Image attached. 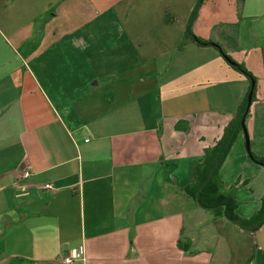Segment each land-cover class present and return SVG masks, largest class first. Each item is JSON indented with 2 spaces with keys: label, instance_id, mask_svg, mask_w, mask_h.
<instances>
[{
  "label": "crops",
  "instance_id": "obj_1",
  "mask_svg": "<svg viewBox=\"0 0 264 264\" xmlns=\"http://www.w3.org/2000/svg\"><path fill=\"white\" fill-rule=\"evenodd\" d=\"M194 3L0 0V264H264V225L184 192L250 86L214 47L179 46ZM192 30L254 76L245 126L264 156V0H204ZM244 144L220 167L226 188Z\"/></svg>",
  "mask_w": 264,
  "mask_h": 264
},
{
  "label": "trees",
  "instance_id": "obj_2",
  "mask_svg": "<svg viewBox=\"0 0 264 264\" xmlns=\"http://www.w3.org/2000/svg\"><path fill=\"white\" fill-rule=\"evenodd\" d=\"M203 1L204 0H195L194 6L187 19L182 41L179 46L182 47L186 40H190L199 46L214 47L230 67L243 74L249 80V89L252 84L253 100L255 78L252 73L242 63L233 60L219 43L212 39H204L193 32L192 25ZM164 19L166 21L174 20V18L169 17L168 14H165ZM234 42V39H232L233 44ZM226 58H229L231 62H228ZM246 96L247 93L238 105L234 118L224 127L221 137L212 146L203 149L204 157L202 161L195 166V179L185 185L184 192L191 197L199 207L209 211L214 218L223 217L238 228L255 233L264 225V193L260 197L258 209L250 216L242 217L236 212V209L239 206V201L236 197L237 181L226 188L224 187L220 176V167L237 135L242 132L241 118L245 112ZM246 153L252 161L264 166V156L254 154L251 149L246 150ZM177 245L183 251L188 250L189 247L188 241L178 240ZM0 251H2V247H0Z\"/></svg>",
  "mask_w": 264,
  "mask_h": 264
},
{
  "label": "rangeland",
  "instance_id": "obj_3",
  "mask_svg": "<svg viewBox=\"0 0 264 264\" xmlns=\"http://www.w3.org/2000/svg\"><path fill=\"white\" fill-rule=\"evenodd\" d=\"M240 134L245 139L244 133L240 132ZM247 134H248V132H247ZM243 142H244V140H243ZM242 147H243L242 149H244V150L246 149V145L245 144ZM235 151H236V148H235ZM242 160L240 159L239 160V164L236 165V163H235V166H233V167L235 168L236 171L239 170V173L242 176H244V177H241L238 180L236 178V181H237V187H239L241 189L240 197L243 194H246L247 195V199H246L247 202L246 203H242V207L240 209V212H239L238 209H236V212L242 213V214H249L250 212L247 211V208H252L255 205L257 206L258 204H260V197L264 193V189H262V181L264 180L263 179V175L261 174V172L255 170V169H259L257 167H260V168L263 167V169H264V166L252 161L248 157L247 153H246V156H244V158H242ZM245 163H249V165H251V167L248 166V165H245ZM247 173H249V178H250L249 186L252 189L251 191L249 189H247V188H244L243 185L241 184L242 181H243L242 179H245V176H246ZM239 205H240V202H239ZM201 211H203V210H201ZM204 211L205 212H203V213H208L209 212V211H206V210H204ZM198 232H200V231H198ZM184 240L187 241L186 239H184Z\"/></svg>",
  "mask_w": 264,
  "mask_h": 264
},
{
  "label": "water",
  "instance_id": "obj_4",
  "mask_svg": "<svg viewBox=\"0 0 264 264\" xmlns=\"http://www.w3.org/2000/svg\"><path fill=\"white\" fill-rule=\"evenodd\" d=\"M228 62H231L229 58H226ZM252 84L250 89L247 92V96H246V107H245V112L241 118V126H242V132L244 133L245 136V145H246V150H250V146H249V141H248V134H247V130H246V126H245V119H246V115L248 113L251 101H252Z\"/></svg>",
  "mask_w": 264,
  "mask_h": 264
},
{
  "label": "built area",
  "instance_id": "obj_5",
  "mask_svg": "<svg viewBox=\"0 0 264 264\" xmlns=\"http://www.w3.org/2000/svg\"><path fill=\"white\" fill-rule=\"evenodd\" d=\"M29 175L28 171H24L23 176L27 177ZM42 188L44 189H50L52 188V185L50 183H45ZM82 258L81 254L77 251H75L73 254L72 253H66L62 256L61 258V264H73L75 260Z\"/></svg>",
  "mask_w": 264,
  "mask_h": 264
}]
</instances>
